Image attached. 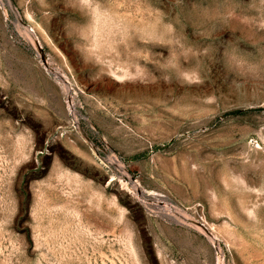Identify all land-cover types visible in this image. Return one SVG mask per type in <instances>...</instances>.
<instances>
[{
  "label": "rangeland",
  "instance_id": "374dc122",
  "mask_svg": "<svg viewBox=\"0 0 264 264\" xmlns=\"http://www.w3.org/2000/svg\"><path fill=\"white\" fill-rule=\"evenodd\" d=\"M8 1L0 264H264V0Z\"/></svg>",
  "mask_w": 264,
  "mask_h": 264
},
{
  "label": "bare ground",
  "instance_id": "6f19581e",
  "mask_svg": "<svg viewBox=\"0 0 264 264\" xmlns=\"http://www.w3.org/2000/svg\"><path fill=\"white\" fill-rule=\"evenodd\" d=\"M6 2H7V4L9 5V7H11V5H10V3H9V1L8 0H6ZM29 32V31H28ZM29 35H30V37L31 38H33V35L31 34V32H29ZM30 38V39H31ZM31 42V41H30ZM32 44H33V42H32ZM51 64V63H50ZM49 66V65H48ZM62 85H63V88H65V89H69V83H68V80L64 77L63 78V80H62ZM68 93V92H67ZM68 112L71 114V115H74V111L71 109V108H68ZM125 185V184H124ZM136 187V186H135ZM196 227V226H195ZM197 228H198V230H200V232H204L205 231V229H206V227H204V224L203 223H201V224H197ZM207 230V229H206ZM208 239H209V242H210V244L212 245V247H215L214 246V244H215V240H216V238H215V236H213L211 233L210 234H208V237H207ZM216 264H220V260H219V257H217L216 258Z\"/></svg>",
  "mask_w": 264,
  "mask_h": 264
}]
</instances>
